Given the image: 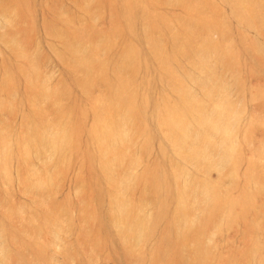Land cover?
Listing matches in <instances>:
<instances>
[{"label": "rangeland", "instance_id": "obj_1", "mask_svg": "<svg viewBox=\"0 0 264 264\" xmlns=\"http://www.w3.org/2000/svg\"><path fill=\"white\" fill-rule=\"evenodd\" d=\"M0 264H264V0H0Z\"/></svg>", "mask_w": 264, "mask_h": 264}]
</instances>
